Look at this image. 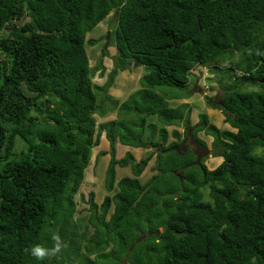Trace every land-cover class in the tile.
I'll use <instances>...</instances> for the list:
<instances>
[{
  "label": "trees",
  "instance_id": "1",
  "mask_svg": "<svg viewBox=\"0 0 264 264\" xmlns=\"http://www.w3.org/2000/svg\"><path fill=\"white\" fill-rule=\"evenodd\" d=\"M111 13L117 62L104 89L126 69L145 73L97 131L92 79L109 52L93 69L86 35ZM196 67L224 74L219 103L206 100L235 132L205 113L191 126L190 105L173 106ZM180 124L213 139L215 169L171 150ZM103 131L107 194L99 204L89 192L84 217L77 195ZM117 144L145 157L118 159ZM53 233L61 255L25 252L51 247ZM0 264H264V0H0Z\"/></svg>",
  "mask_w": 264,
  "mask_h": 264
},
{
  "label": "rangeland",
  "instance_id": "2",
  "mask_svg": "<svg viewBox=\"0 0 264 264\" xmlns=\"http://www.w3.org/2000/svg\"><path fill=\"white\" fill-rule=\"evenodd\" d=\"M27 19H24L22 22H25ZM114 29H115V14L111 13L105 20H103L100 24H98L94 29H92L86 35V51L90 58V66L93 69H96L99 66V60L101 58V52L106 48V51L109 52V55L102 59V66L105 71L101 73L100 68L96 71L95 76L92 79V82L96 88L93 89L95 95L97 96V104L98 109L95 113L94 117L96 118L95 128L99 131L100 124L105 123L107 121H111L115 118H118L117 110L113 108L114 104L111 101H118L121 99L116 97L118 95V91L122 92L123 97L129 95L139 88V79L145 73L143 67H134L131 69H126L123 72H119L111 85H109L106 89H104L105 83L108 80V74L115 68V64L117 60L116 50L114 48ZM93 40L94 42H88V40ZM236 58H234L235 60ZM224 65L221 64V67ZM220 73V74H219ZM192 74L193 77V87L189 94L188 99H180L177 101H172L173 106H178L179 104H189L192 108V113L190 115V125L194 126L198 122V116L200 113H205L208 117V120L211 124L215 125L217 128L221 130H231L235 132L236 130L230 128L229 124H227L224 120L225 117L218 110L212 109L210 105L207 104L206 96H210L213 98V104H218L222 91L220 90V85L224 82L220 83L217 80L220 77H224V74L221 72L210 73L207 68L204 67H196ZM210 81H209V79ZM210 84H212V89L210 88ZM255 88L248 87L247 90H253ZM175 94L183 95L185 92H181L179 89H172ZM111 98V100H110ZM149 123L157 122L156 117H148ZM9 128V125H6ZM173 128H168L171 131ZM177 130L180 133L189 132L193 133L192 129H189L187 126L184 128L183 124H180L177 127ZM197 138L201 140L204 145L212 151L211 143L213 139L209 136H206L204 132L197 133ZM100 144L98 147L93 148L91 152V158L89 161V165L85 172L84 183L81 186L79 195H77V211H80V214L86 217V210L88 208L87 204V195L89 192H93L95 194L96 203H101L103 197L107 194L104 189L105 183V170L109 160V155H103V152L109 150V143L105 139V132L103 131L100 136ZM170 140H172L170 138ZM23 148V145L17 140L14 151L19 152ZM117 149V158L120 159L124 157L127 151L133 153L134 159L138 161L141 158H144L145 151L144 149H133L122 146L120 144L116 145ZM203 163L206 166L207 170L211 171L215 169L221 162L222 158H212L211 155L205 157L203 159ZM154 165V159L150 160L147 167L144 169L140 176V180L142 183L146 182L154 172L151 168ZM131 174L130 169H117V178H121L123 176H129ZM205 198H207V190L204 191ZM91 232V229H90Z\"/></svg>",
  "mask_w": 264,
  "mask_h": 264
},
{
  "label": "clouds",
  "instance_id": "3",
  "mask_svg": "<svg viewBox=\"0 0 264 264\" xmlns=\"http://www.w3.org/2000/svg\"><path fill=\"white\" fill-rule=\"evenodd\" d=\"M184 139H186V137ZM210 154H211V150H210ZM51 240L53 241V244L51 247H46L43 244H35V245L31 246V248L25 249V252L29 253L31 256H33L34 258H36L39 261H44L46 259L58 257L59 255L62 254V251L67 247V245L62 241L61 237L57 233H53L51 235Z\"/></svg>",
  "mask_w": 264,
  "mask_h": 264
},
{
  "label": "water",
  "instance_id": "4",
  "mask_svg": "<svg viewBox=\"0 0 264 264\" xmlns=\"http://www.w3.org/2000/svg\"><path fill=\"white\" fill-rule=\"evenodd\" d=\"M3 58V57H2ZM188 138V145H185ZM191 148L192 154L195 156V161L191 165L199 166L202 160L210 155V149L205 145L196 140L191 131L187 132L186 139L181 143L180 146H174L171 148L172 151L177 153L187 152ZM180 177V175L178 174Z\"/></svg>",
  "mask_w": 264,
  "mask_h": 264
},
{
  "label": "crops",
  "instance_id": "5",
  "mask_svg": "<svg viewBox=\"0 0 264 264\" xmlns=\"http://www.w3.org/2000/svg\"><path fill=\"white\" fill-rule=\"evenodd\" d=\"M118 92H119V93H118V95L116 94V97L119 98V99L121 98V99L119 100V102L124 101L128 95H126V96L123 97L122 92H121V93H120V91H118ZM128 148H130V147H128ZM133 149H134V148H133Z\"/></svg>",
  "mask_w": 264,
  "mask_h": 264
},
{
  "label": "flooded vegetation",
  "instance_id": "6",
  "mask_svg": "<svg viewBox=\"0 0 264 264\" xmlns=\"http://www.w3.org/2000/svg\"><path fill=\"white\" fill-rule=\"evenodd\" d=\"M185 140V139H184ZM204 144V143H203ZM185 145H188V138H187V140H186V143H185ZM192 147H190V149H191Z\"/></svg>",
  "mask_w": 264,
  "mask_h": 264
}]
</instances>
